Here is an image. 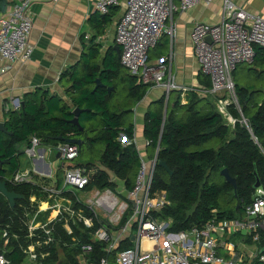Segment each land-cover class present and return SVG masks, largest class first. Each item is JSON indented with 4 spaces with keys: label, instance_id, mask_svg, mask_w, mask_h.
<instances>
[{
    "label": "built area",
    "instance_id": "obj_1",
    "mask_svg": "<svg viewBox=\"0 0 264 264\" xmlns=\"http://www.w3.org/2000/svg\"><path fill=\"white\" fill-rule=\"evenodd\" d=\"M7 1L6 11L0 13V60L25 62L31 59L33 52L29 36L33 26L31 7L35 0ZM212 1L126 0L116 23L114 41L120 48L121 65L138 82L162 89L166 97L169 92H177L180 103H186L184 97L189 92L210 96L225 124L234 125L236 119L229 112L230 104L237 107L233 100L236 96L232 71L238 64L252 62L255 45L264 46V12L253 14L231 0H222L219 21L193 24L190 41L199 68L209 77L207 88L178 83L166 64L148 60L149 49L160 37L164 33L173 35V28L166 26V22L174 13L190 10L198 4L209 5ZM118 3L119 0H96L95 10L106 13ZM4 71L5 68L0 67V73ZM19 106V101L12 102V109ZM6 110H9L7 106ZM240 121L247 125L245 119ZM118 139L122 143L126 141L122 134ZM39 146V139L32 135L23 152L29 159L38 158L41 156ZM52 150L63 161L59 185L55 181L51 185L42 182V177L49 175L33 165L19 168L7 178L12 185H34L41 197L46 196V207H42V201L30 195L29 206L23 211L26 236L31 241L25 246L17 245L33 264H40L38 258L47 255L37 249L53 241L48 226L57 219H63L62 225L69 234L72 233L71 224H81L87 229L98 224L91 232V241L103 242L106 256L98 262H90L92 245L85 243L76 255L78 264H264V252L259 251L264 237V188L261 186L254 189L251 202L243 206L238 216L219 218L216 209H212L202 226L172 231L169 230L170 218L158 220L152 215L169 204L165 191L151 190L157 157L149 162L140 160L132 188L124 190L121 197L107 187H88L89 172L74 164L79 154L78 145L58 142L42 155ZM85 209L89 214H85ZM133 230L135 239H130ZM12 238L17 241L18 234L9 230V224L0 223V264H22L7 256L12 251L9 248ZM126 238L132 245L117 250ZM111 254L113 260L108 257Z\"/></svg>",
    "mask_w": 264,
    "mask_h": 264
},
{
    "label": "trees",
    "instance_id": "obj_2",
    "mask_svg": "<svg viewBox=\"0 0 264 264\" xmlns=\"http://www.w3.org/2000/svg\"><path fill=\"white\" fill-rule=\"evenodd\" d=\"M5 5L6 1L0 0V12L4 11ZM98 50L97 45L87 48L81 68L70 73L71 86L65 91L68 102L56 94L35 91L24 96L18 109L4 112L3 122L7 132H0V180L5 181L8 190L23 195L22 199L15 200L14 207L11 208L0 194V223L9 224V230L18 234V240L12 238L9 244L12 251L7 253L15 263L23 259L17 244L25 246L31 241L26 236L23 222L24 207L29 206V196L33 193L39 195V192L34 185H12L7 178L19 169L20 146L28 144L31 135L45 145L61 142L56 139L57 136L80 138L90 148L95 143L102 142L103 149L98 160L117 177L126 180V189H131L134 184L140 168V158L133 142L132 124L126 123L124 117L143 97L149 86L137 84L136 78L121 65L120 58L109 61L106 55L101 69L97 64ZM254 50V58L249 65L264 63V46L255 45ZM96 78L100 79L101 85L94 89ZM122 82L126 98H129L131 104L121 107V102H118L112 106V91ZM205 86L209 87L210 83ZM255 92L251 87L235 84L240 110L234 104L229 105V112L236 119L231 129L225 124L214 101L194 92L189 93L186 103H180L177 92L172 100L169 92L164 118L165 94L148 107L143 125L147 146L151 150L157 148V159L166 161L168 168L173 171L169 175L164 168L155 165L151 190L165 191L169 204L152 215L158 220L170 218L172 221L169 230L200 227L211 216L212 209H216L219 218L236 217L240 214L235 211V205L228 208L220 205L227 195L233 199L232 186L224 182L219 174L224 167L231 176L236 177L240 212L253 198L254 172L259 178L260 186L264 188V99H253ZM75 108L82 109L78 114L82 130L70 121ZM242 118L247 125L240 121ZM88 133H92V136L88 137ZM121 134L126 138V144L118 139ZM82 145L83 142L79 146V154ZM84 166L87 169L93 167L91 163ZM95 170L89 185L114 189L115 185L107 175ZM60 172H57V176ZM59 182L60 177L57 185ZM84 212L89 214L87 209ZM62 223L63 219H57L48 226L51 228L53 241L37 249L47 253L38 258L40 264H55L59 250L71 264H78L76 255L85 243L92 245L88 256L90 262H98L101 257L106 256L103 251L105 244L91 241V232L98 227L97 223L92 229L83 228L81 224H71V234L66 232ZM131 245V241L126 238L120 242L117 250ZM259 246H264V237ZM108 257L110 260L114 259L113 254Z\"/></svg>",
    "mask_w": 264,
    "mask_h": 264
},
{
    "label": "crops",
    "instance_id": "obj_3",
    "mask_svg": "<svg viewBox=\"0 0 264 264\" xmlns=\"http://www.w3.org/2000/svg\"><path fill=\"white\" fill-rule=\"evenodd\" d=\"M5 1L4 11L9 5L8 1ZM231 1L253 14L264 12V0ZM95 3L96 0H35L33 2L31 7L33 26L29 36V43L33 46L31 59L25 62L0 60V67L5 68V71L0 73V121H3L4 112L7 111L6 106L8 109L14 110L12 109L13 101L22 102L26 94H33L35 91H47L68 102L69 99L65 91L71 86L70 73L81 68L87 48L90 46L96 47L97 45L99 47L97 64L101 69H103L106 55L109 61L119 58L120 50L118 53L114 49V46L117 45L114 35L116 23L125 9L126 0H119L118 5L109 7L106 13L95 10ZM221 12L222 0H213L209 5L198 4L190 10L174 13L166 22V26L173 28V35L164 33L157 44L149 49V62L166 64L167 70L178 83L199 89L207 88L205 85L210 83V80L198 66L190 41V31L196 22L214 23L219 21ZM136 83H140L137 78ZM163 94L165 93L162 89L149 86L143 97L130 108V122L125 121L132 124L133 142L140 160L149 162L156 157L157 148L151 150L147 146L143 125L148 107ZM188 94L184 97L186 102ZM201 97L207 98V96ZM126 143L127 141L123 144ZM26 145L28 144L20 146L19 168L23 169L33 165L36 169L49 175L42 177V182L45 184L51 185L54 181L57 184L58 177H60L59 183H61L63 163L59 168L60 175L57 176L56 171L55 177L51 179L50 162L46 161L51 151L42 155L44 150L55 144L40 143L39 154L41 156L34 159H29L24 154L23 148ZM79 162L78 159L74 161V164L77 165ZM30 163L31 165H29ZM92 166L88 169L82 166L91 177L97 169L95 165L92 164ZM46 178L51 180L48 181ZM92 186L94 185L88 187ZM113 190L115 191V187ZM124 190L127 189L115 192L121 196L120 194ZM31 195H35L37 201H42V207H46L45 195L43 197L40 193ZM53 215L54 212H52ZM63 228L66 230L64 225Z\"/></svg>",
    "mask_w": 264,
    "mask_h": 264
},
{
    "label": "rangeland",
    "instance_id": "obj_4",
    "mask_svg": "<svg viewBox=\"0 0 264 264\" xmlns=\"http://www.w3.org/2000/svg\"><path fill=\"white\" fill-rule=\"evenodd\" d=\"M260 72V73H259ZM259 73V74H258ZM232 79L234 81V84L236 85H241V86H246V87H251L253 90L256 92L253 95V99L256 101L263 100L264 99V63L261 64H256V65H249L247 63H241L238 64L235 70L232 71ZM112 87V86H111ZM125 85L123 82L118 85L113 91L111 95V105H115L118 102H121L120 105L121 107L129 106L131 103L129 101V98H126L125 95V90H124ZM113 88V87H112ZM191 93V92H189ZM176 92H171V99L173 100L176 96ZM189 95V94H188ZM236 96V94H235ZM208 99H212L207 96ZM213 100V99H212ZM235 102L237 103V110H240L239 103L237 101V97L233 98ZM214 101V100H213ZM182 103V102H181ZM215 105V104H214ZM130 113L125 115L124 121L130 122ZM229 129L233 128V125L229 124L228 125ZM92 133H88V137H91ZM52 145V144H48ZM211 145H214L213 142H211ZM103 149V143L102 142H97L91 148L87 146L86 141L83 140V145L81 146V152L76 160L79 159V161H88V160H98L100 157V154ZM75 160V161H76ZM47 162H50V168H51V179L55 177L56 171H59L61 161L58 157H56V152L54 150L51 151L50 155L46 159ZM72 163H67V165H71ZM31 165V163L29 164ZM48 181L49 178H46ZM123 196V193L120 194ZM3 196V195H2ZM5 198V197H4ZM237 204V199L233 196V199L231 196L227 195L221 200V207L222 208H228L230 206H234ZM225 211H228L230 209H222ZM42 219L45 218V216L41 217ZM135 239V231H132V235L130 239ZM129 239V240H130ZM22 264H33L30 262L26 256H23V259L19 262Z\"/></svg>",
    "mask_w": 264,
    "mask_h": 264
},
{
    "label": "water",
    "instance_id": "obj_5",
    "mask_svg": "<svg viewBox=\"0 0 264 264\" xmlns=\"http://www.w3.org/2000/svg\"><path fill=\"white\" fill-rule=\"evenodd\" d=\"M208 40H209V38H208ZM114 49L119 53L120 49H119L118 45L114 46ZM100 85H101L100 79L96 78L95 79V88L100 86ZM166 102H167V97H166L164 109H163V118H164L165 112H166ZM81 110L82 109L75 108L72 111L73 118L70 120L74 125L78 126L80 130L83 129L80 126L79 121H78V114ZM0 132H7L3 121H0ZM56 139L64 141V142L74 143L78 146H80L83 142L82 139H80V138H63L61 136H57ZM156 157H157V153H156ZM87 163H91V164L95 165L98 170L104 172L107 175V177L110 179V181L115 185V191L120 192L125 188L126 180L120 179L119 177H117L113 173L112 170H110L108 167L104 166L99 160H96V161L95 160H88L85 162L80 161L78 164L84 166ZM156 164L159 165L160 167L164 168L168 172L169 175L172 174L173 171L168 168L166 161L161 160V159H157ZM219 174L223 177L224 182L229 183L232 186L233 196L237 199V204L235 205V211L237 213H240V203H239L238 196H237L236 177L231 176L230 173L228 172V169L225 167L220 169ZM254 175H255V182H254L253 187L257 188L258 186H260V181H259V178L255 172H254ZM0 194L5 197V199L7 200L8 204L11 208L14 207L16 199H22L23 198V195L15 192L13 190H8L4 180H0ZM262 252H264V246L260 249V253H262ZM55 264H71V263L67 259V257L64 255V253L61 250H59L58 259H57Z\"/></svg>",
    "mask_w": 264,
    "mask_h": 264
}]
</instances>
